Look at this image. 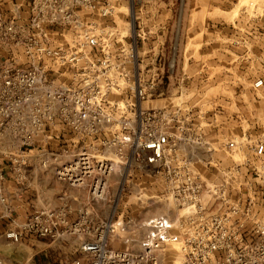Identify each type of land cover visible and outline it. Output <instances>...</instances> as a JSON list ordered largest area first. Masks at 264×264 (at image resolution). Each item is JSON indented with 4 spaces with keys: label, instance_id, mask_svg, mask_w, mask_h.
Segmentation results:
<instances>
[{
    "label": "built area",
    "instance_id": "2783aa9c",
    "mask_svg": "<svg viewBox=\"0 0 264 264\" xmlns=\"http://www.w3.org/2000/svg\"><path fill=\"white\" fill-rule=\"evenodd\" d=\"M122 1L0 0V140L15 148L0 158L20 171L42 146L39 168L51 166L73 188L89 183L99 199L107 179L132 169L160 178L191 212L176 226L166 216L146 221L136 250L109 248L112 228L85 215L69 223L63 210L33 211L6 239L83 238L79 257L53 264H165L174 245L176 264H264V144L241 163L218 164L210 178L179 159L175 108L144 107L171 68L160 50L165 27L140 25L136 7L151 0ZM51 137L53 152L42 144Z\"/></svg>",
    "mask_w": 264,
    "mask_h": 264
},
{
    "label": "rangeland",
    "instance_id": "374dc122",
    "mask_svg": "<svg viewBox=\"0 0 264 264\" xmlns=\"http://www.w3.org/2000/svg\"><path fill=\"white\" fill-rule=\"evenodd\" d=\"M124 5L123 0L121 6ZM142 9L143 13L136 7L140 25L165 26L164 47L160 50L166 65L170 62L171 66L144 107L175 108L171 131L176 137V153L180 160L192 162L203 176L210 178L220 164L243 162L256 144H264V0H151ZM198 9L201 12L196 15ZM5 51L0 47V56L6 58ZM259 80L262 85L254 87ZM60 132V137H68L65 131ZM46 135L51 136L49 130ZM231 142L235 143V150L227 148ZM42 144L49 152L57 148L55 137ZM0 148L2 153L15 151L9 138L0 140ZM41 149L42 146L31 150L20 171H14L4 160L18 187L24 183L30 186L24 190L27 194L21 189L19 196L23 193L32 200L42 196V187L34 185L33 174L53 168H39L37 153ZM127 173L107 179V189L100 199L92 195L89 183L73 188L56 181L50 171L41 173L39 179L54 192L43 195L38 201L40 207L6 209L13 224L10 230H21L37 209L63 210L69 223L85 215L93 227L112 228L114 233L107 236L109 248L136 250L146 233V221L166 216L174 223L178 221V225L180 218L191 212L178 206V194L168 190L160 178L132 169ZM82 242L83 238L78 236L52 239L23 234L21 242L7 250L10 263L9 258L0 262L53 264L73 260L79 257ZM176 249L178 245L172 247L165 264H174Z\"/></svg>",
    "mask_w": 264,
    "mask_h": 264
},
{
    "label": "crops",
    "instance_id": "0c3cea01",
    "mask_svg": "<svg viewBox=\"0 0 264 264\" xmlns=\"http://www.w3.org/2000/svg\"><path fill=\"white\" fill-rule=\"evenodd\" d=\"M182 2V0H180ZM201 12L200 9H198L195 14L199 15ZM170 9L165 12V15H169ZM182 15V12H179V16ZM257 22H261L260 18L256 19ZM166 25V24H165ZM261 25V24H260ZM165 27V26H164ZM260 27V26H259ZM185 25H184V31H185ZM195 29L193 30V32ZM0 58H5V56H0ZM2 148V147H1ZM0 148V149H1ZM0 170L2 171L3 174V180L0 182V259H3L5 262L7 261L6 258H9L7 255V250H9V247L11 245H14L11 243L9 240L6 239L5 234L11 229L12 223L9 219H11V215L8 214L6 209H28V208H35V207H40L38 201H40L41 198H43V195L45 193L51 194V192H54V189L43 182L41 179L42 176L44 175L43 173H46L47 171H50L52 174L53 178L56 180L54 172L52 169L50 170H45L41 171L40 174H33L35 177L34 180V185L42 187V189L39 191L42 196L37 197L39 198L38 200L35 198L34 200L30 199L28 196L24 195L22 193V196L17 195L21 194L20 191L21 189L23 190L24 193H28L27 191L25 192L24 190L28 189L30 186L26 183L21 184L20 188L18 187L19 183L15 182L14 179V174L10 171V168L7 167V162H4L2 158H0ZM29 177L32 176V174L28 175ZM38 178V179H37ZM57 181V180H56ZM54 186V185H53ZM45 197V196H44ZM11 259L8 261L10 263ZM7 264V263H6Z\"/></svg>",
    "mask_w": 264,
    "mask_h": 264
},
{
    "label": "bare ground",
    "instance_id": "6f19581e",
    "mask_svg": "<svg viewBox=\"0 0 264 264\" xmlns=\"http://www.w3.org/2000/svg\"><path fill=\"white\" fill-rule=\"evenodd\" d=\"M243 1H246V0H241V3H242ZM170 221H171V220H170ZM177 222H178V221H177ZM177 222L174 223V222L171 221L172 225H174V226L177 225ZM177 251H178V249H176V251L174 250V254H173V256L175 257V260L173 261V263H177V262L179 261V256L176 254Z\"/></svg>",
    "mask_w": 264,
    "mask_h": 264
}]
</instances>
